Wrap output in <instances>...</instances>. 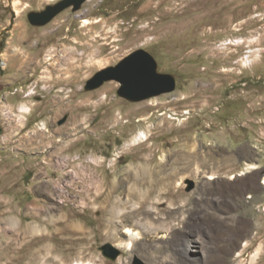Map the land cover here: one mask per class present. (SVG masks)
I'll return each mask as SVG.
<instances>
[{"label":"rangeland","instance_id":"obj_1","mask_svg":"<svg viewBox=\"0 0 264 264\" xmlns=\"http://www.w3.org/2000/svg\"><path fill=\"white\" fill-rule=\"evenodd\" d=\"M59 1L0 0V264H209L190 230L232 240L242 224L251 246L231 257L250 264L264 241V0H86L30 22ZM141 48L172 92L86 90ZM175 191L191 199L171 204Z\"/></svg>","mask_w":264,"mask_h":264},{"label":"water","instance_id":"obj_2","mask_svg":"<svg viewBox=\"0 0 264 264\" xmlns=\"http://www.w3.org/2000/svg\"><path fill=\"white\" fill-rule=\"evenodd\" d=\"M85 1L61 0L54 5H48L41 12H31L28 17L32 24L43 25L69 6H73L74 10H78ZM110 80H116L120 83L118 94L130 101H140L172 92L177 84L174 75L158 70V62L155 57L143 48L130 53L118 64L99 70L87 81L86 90L99 88ZM103 250L107 255L116 256L119 254V250L114 249L111 244L104 246Z\"/></svg>","mask_w":264,"mask_h":264},{"label":"bare ground","instance_id":"obj_3","mask_svg":"<svg viewBox=\"0 0 264 264\" xmlns=\"http://www.w3.org/2000/svg\"><path fill=\"white\" fill-rule=\"evenodd\" d=\"M205 5L206 4H203L202 7H204ZM85 22L89 23L90 21L86 20ZM86 26H87V24H86ZM224 44H228V43L224 42ZM52 57H53V55L49 54V56L47 57V60H50ZM20 111L23 112V113L24 112L27 113V112L30 111V107L27 104H23L22 106H20ZM147 137H148L147 133L142 131L140 134H138L137 136L134 137V142L137 143L139 140L146 139ZM254 168H256L255 165H254ZM141 172L144 173V174L147 173L145 168H141ZM128 174L130 176H132L131 172H128ZM210 178L213 179V178H215V176L211 175ZM151 182H153V181H151ZM153 186H155L154 183H153ZM169 198H170V203L171 204H173L176 201L185 202V201L191 199L190 197L184 195L183 193H181L179 191H175L172 194H170ZM106 199H107V202H110L109 196H107ZM114 210H115V208H114ZM108 211L110 212L111 210H108ZM213 215H214L213 213L212 214L210 213L209 216L211 217ZM187 223H189V219H187ZM139 224L145 225L144 223H141V222L137 221L136 225H139ZM168 225H169L168 226V230L164 231V233L173 234L172 233V230L174 228L173 223L172 224H168ZM80 226H82V225H80ZM124 227L128 230V233H126L127 236H128V240L127 241L124 240L125 242H122L121 244H125L126 247L128 245H130V244H133V246H135L136 245V239H138L140 237L141 232L138 231V230L132 229V227L129 226V225H125ZM229 227L235 228V226H229ZM198 228H201V229L205 230L202 227H198ZM146 229L149 230V231L150 230H154L156 232L158 228L157 227H152L151 225L150 226L148 225V227H146ZM210 229H209L210 239L208 241V240H205V239L202 238L203 236H202L200 231H197L196 229L194 230V228H192L190 230V232H189L190 234H189V238H188V248L195 249V247H196V251H197V247L199 245H201V247H203V248H206V252H207L206 254H207V259L209 260V264H231V263L232 264H245L242 259H240L238 262L234 263L231 256H232L233 252L237 251L239 253L238 257H242V254H244V252H245L244 248H247V246L248 247L251 246V245L242 244V242L246 239V238H244L246 236V231H247L246 227H244L243 224H242V226H237L236 227V232L233 235L234 238H232V240H230V239L227 240V239L218 237L216 234L212 233ZM161 237H165V234L163 236H161ZM191 246H193V247H191ZM263 251H264V241L261 242V244L258 246L256 252L252 255L251 260H250L251 261L250 264H260L261 263L260 259L263 256L262 255ZM184 257L185 258H181L180 260L183 261V263L191 264L190 263V259L186 258V256H184ZM148 259H150L151 261L154 260L153 257H148ZM77 264H84V263L78 261ZM120 264H125V263L120 262ZM164 264H175V262L174 263L166 262ZM193 264H197V263H193Z\"/></svg>","mask_w":264,"mask_h":264}]
</instances>
